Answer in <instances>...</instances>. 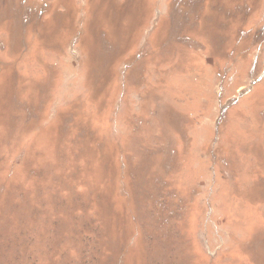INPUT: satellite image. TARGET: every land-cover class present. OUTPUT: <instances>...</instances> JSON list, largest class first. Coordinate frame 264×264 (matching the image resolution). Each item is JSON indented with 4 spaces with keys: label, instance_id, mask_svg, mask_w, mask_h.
I'll return each mask as SVG.
<instances>
[{
    "label": "rangeland",
    "instance_id": "374dc122",
    "mask_svg": "<svg viewBox=\"0 0 264 264\" xmlns=\"http://www.w3.org/2000/svg\"><path fill=\"white\" fill-rule=\"evenodd\" d=\"M0 264H264V0H0Z\"/></svg>",
    "mask_w": 264,
    "mask_h": 264
}]
</instances>
